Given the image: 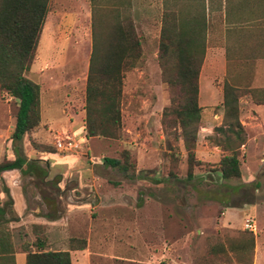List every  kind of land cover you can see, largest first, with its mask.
Segmentation results:
<instances>
[{"label":"rangeland","instance_id":"1","mask_svg":"<svg viewBox=\"0 0 264 264\" xmlns=\"http://www.w3.org/2000/svg\"><path fill=\"white\" fill-rule=\"evenodd\" d=\"M172 1L128 0L129 5L124 6L125 9H119L120 0H49L47 24L41 33L40 44L33 65L37 66L41 63V56L46 55V58L50 56V51H52L51 49L55 44L63 43L66 45L67 43L66 46L70 45L67 51L70 65L68 64L69 66L63 71L66 86L57 89L55 93L52 92L50 102L45 99L47 93L43 95L44 114L47 113V106L50 108V117L45 115L44 119L50 120L53 124V131L41 130L38 135H34L37 132L35 130L30 136H24L19 141L20 143L13 147L10 140L12 133L11 118H15L18 101L9 98L0 90V163L4 160L15 159V150L19 151V155L27 158L40 160L42 157H46L47 160L45 164L43 163V167L47 164L50 166L49 172L53 175L54 185L58 184L60 187L57 191V186L52 189L38 185L39 188L28 177L20 178V185L24 188L23 191L26 196L27 210L20 223H12L15 226L13 229L10 227L11 223L9 224L13 231V240L17 249L21 243H30L31 237L35 239L32 233L34 224L31 220L33 218L27 214L37 209L41 213L50 211V200L65 221H62L59 226V229L65 232L57 233V239H61L63 246L54 247L52 250L62 249L64 246L70 250L72 239L84 240L86 249L87 241L83 235L75 232V228H73V231L70 230V226L72 227L70 218L72 216L69 215L70 208L68 205L74 204L78 197L83 199L82 194L93 196L89 188L96 187L102 192L112 188L118 189L116 192L117 197L120 198L116 197L119 200L118 202L128 203H135V197L138 199L140 195L150 191L153 193L155 200L168 205L165 212L166 228H169V232L174 231L175 234L177 232L179 239L175 237L176 243L168 242L166 248L171 253L175 251V256L180 255L177 258H183L186 264H204L202 262H204V258L207 257V253L212 247L225 245L227 239L235 238L246 231L243 225L247 218L257 221L258 226L257 237L246 231L252 234L255 242L251 261H248L247 257L239 261L234 254L224 252V254L219 253L212 256L214 259L210 264H260L264 260V174L260 175L257 181L246 184H243L241 178L239 180L224 181L221 179L220 173L216 171L217 163H204L202 167L195 168L193 178L187 180L186 154L182 142L175 141L173 136L164 134L162 130L161 115L163 109L169 105L170 96L167 87L161 81L157 48L163 12L166 8L168 10V6ZM240 1L242 2L238 4V0H206L205 8L208 24L206 42L207 46L213 50L224 48L225 45L221 43L223 34H232L234 39H237L240 34L244 36L245 30L247 34H252L253 26L251 25L239 26L241 32L233 33L226 28L225 24L228 21L240 20V22H244V20L251 19L253 12H255L254 4L257 7H264V3H255L252 0ZM176 2L181 9L186 7L188 3L187 0H176ZM194 3L198 4V0ZM221 6L222 10H220ZM94 12L96 13V20L98 19L101 23V38H103V41H109L114 26L118 22H122V19L127 18L132 23L141 43V57L135 68L126 71L123 75L120 101L121 122L115 138H87L81 126H75L72 131H69L68 124L61 114L65 106L63 107V103L57 101L60 98L58 95L64 94L66 97V94L70 92L69 88L73 81L79 82L82 81V78L87 77L89 57L92 51V15ZM67 14H75L76 19L72 16L68 19ZM225 15H227L226 18H224ZM238 47V45H231V43L226 42V56L229 60L234 57H244L238 52L241 47ZM247 48L246 53L248 55L252 54L249 51L251 50L250 46ZM65 53L61 52L63 57L67 55ZM73 62L76 65L72 66ZM244 64L246 65L241 67ZM249 64L238 62L236 65H232L230 63L225 73L222 69V72H217L214 77H209L207 74L210 69L206 61L203 60L200 71L199 91L201 96L199 101L200 106H202L201 114L203 112L206 120L210 118L216 121L214 116L222 110V98L220 93L216 92V89L218 87L222 89L223 84L228 83L239 87L240 93L238 95H241L239 119L245 123H250L248 127L257 122L259 114L251 110L249 96L252 92L249 88H259V83L254 82V80L257 77L261 78V76ZM262 76H264V72ZM29 79L36 80L32 77H29ZM215 97H219L220 100H215ZM67 102L68 106L65 109L69 110V106L72 105L69 101ZM209 102L212 103L206 105ZM81 107L83 108L84 105H81ZM242 125L244 126V124ZM245 134L247 136V133ZM66 138L78 144V149L69 153L59 152L56 149L55 142L57 139ZM213 139L218 138L214 134L209 138V141L214 144ZM36 145L37 150L34 147ZM243 146L239 149V159L241 166L244 167V176H246L249 165L246 164V147L241 150ZM200 151V154H203V150ZM215 151L221 152L222 149L220 147ZM124 152H128L130 155L127 160L129 164L128 172H123L117 167H109L103 162L105 158H108L117 159L124 163L126 160L123 158ZM220 154L221 156L225 155V153ZM170 171L175 173L176 176H169ZM93 177L96 179L95 182L92 180ZM146 177H155L160 182H151L147 186L140 181L144 180L142 178L146 179ZM79 181L83 186L82 188H77L76 183ZM256 189H259V194H256ZM40 191H47L45 200H42L38 195ZM54 192L58 195H54ZM90 197H87V199ZM5 202L6 199L0 200V204ZM254 205L257 207L256 215L253 211ZM223 212H226L225 219L230 221V226L221 225L224 221ZM41 226L47 240L46 249L48 250L52 248V245L48 244L50 240L46 233L47 227L45 225ZM83 226L87 232L92 233L95 230V226L85 223V220ZM140 229L139 225L138 230ZM137 239L140 240V237ZM90 240L94 246L90 245L88 264H128L109 257L108 251L111 247L105 244L106 241L100 239ZM115 240H118V238H115ZM96 244L99 247L102 246L101 250L95 248ZM114 244L118 249L124 247L119 246V244L116 245L117 243ZM73 245L79 246L80 243L73 242ZM131 246L134 251L137 247H145L144 244L135 242ZM149 246L152 251H156L155 244ZM126 252L128 255L129 251ZM137 252L138 255L134 253L133 256H130L138 261L133 264L146 262L149 254L143 250Z\"/></svg>","mask_w":264,"mask_h":264},{"label":"trees","instance_id":"2","mask_svg":"<svg viewBox=\"0 0 264 264\" xmlns=\"http://www.w3.org/2000/svg\"><path fill=\"white\" fill-rule=\"evenodd\" d=\"M195 1L187 0V6L181 9L176 0H173L168 10H164L157 48L161 81L170 96L169 105L162 111L161 126L164 134L182 142L186 154L187 180L193 178L195 168L204 164L197 159L195 150L202 111L199 105V75L206 52L208 24L206 0H198V4ZM127 4L129 5L128 0H120L118 8L125 9ZM220 8L222 10V6ZM48 10L49 0H0V90L18 101L10 137L13 147L24 136H30L40 125V87L27 78V73L36 59ZM95 16L94 12L92 51L83 107L84 131L87 138H115L121 122L123 75L135 68L141 57V43L127 18L114 26L109 41H103L101 23ZM238 93L239 88L224 83L222 124L213 129L214 136L218 138L213 139L214 144L225 153L216 166V171L224 181L241 178L239 149L246 141V132L239 119L241 95ZM260 95L264 96V90ZM252 100L255 104H264V99L259 100L254 94ZM34 147L38 149L37 145ZM14 152V160L0 163V173L17 170L23 176H47L45 169L19 155V151ZM129 156L128 152L123 153V158L126 159L124 163L108 158L103 162L112 168L128 172ZM169 176L175 177L176 174L170 171ZM7 197V201L0 204V264H14V254L18 250L26 254V264H72L69 251L54 252L46 249L47 240L41 225L32 226L35 237L32 243H21L16 248L9 224L19 219L8 193ZM73 242L80 245L75 246ZM224 244L212 247L204 258L206 261L202 263L210 264L214 259L212 256L224 252L234 254L239 261L246 257L251 261L255 249L252 234L243 231L237 237L227 239ZM85 245L84 240L72 239L70 250H84Z\"/></svg>","mask_w":264,"mask_h":264},{"label":"crops","instance_id":"3","mask_svg":"<svg viewBox=\"0 0 264 264\" xmlns=\"http://www.w3.org/2000/svg\"><path fill=\"white\" fill-rule=\"evenodd\" d=\"M248 0H245L247 2ZM255 3H264V0H252ZM251 1V2H252ZM242 1L238 0V4H240ZM229 3V2H228ZM250 3V1H249ZM261 5V4H260ZM241 7V6H240ZM254 10L253 16L249 20H244V22L239 21H228L225 25L226 28L229 30V32H241V28L239 26L242 25H251L253 26L252 34H247V31L245 30V35L242 36L241 34L237 39L232 38V34L225 35L223 34V37L221 38V43L224 46V48H216V50H213L209 46H207L206 42V52H205V61L208 64V67L210 71L208 72L209 77H214L217 72H226V68L229 67V64L232 63V65H236L238 62H245L250 63L249 66H252L255 68L256 73H258L261 78L257 77L255 78L254 82L259 83V88H249L252 93H250L249 101L251 102V110H253L256 114H259L257 118V122L248 127L250 123H245L240 120L242 124H244L243 128L245 132L247 133V139L245 142V145L242 147L241 150H243L246 147L247 151V158H246V164H248V172L246 173V176H244V167L243 165L240 167L241 171V179L243 181V184L251 183L253 181H257V179L260 178V175L264 174V104H255L252 100V95L258 97L259 100L264 99V96H261V91L264 90V76H262V73L264 72V7H257L254 4ZM223 9V8H222ZM48 15V14H47ZM68 19H70V16L75 18V14H67ZM227 15L224 16L226 18ZM67 19V20H68ZM47 24V16L43 25V29ZM238 25V27H236ZM236 27V28H235ZM42 29V31H43ZM42 33V32H41ZM41 38V35H40ZM40 41V39H39ZM226 42L231 43V45H238L241 48H244L243 50L239 48L238 52H240L244 57H234L233 59H228L226 56ZM57 43V42H56ZM38 43V47H39ZM58 44V45H57ZM52 47V51L50 56L46 58V55L43 57L41 56V63L38 64L34 68L31 66L29 72L27 73V78L29 77L36 79L33 81L34 83L38 84L40 87V125L36 129L37 132L34 135H38L39 131L41 130H47V131H53V124L50 122V120L44 119V116L47 115V117H50V108L47 106V113L43 112V95H46V101H51V93H55L57 89L64 88L66 86L65 80H64V69L67 68L69 63V56L67 54V51L69 50V46L57 43ZM248 46H250L251 50H249L252 54H247L246 50H248ZM38 50V48H37ZM61 52H66L65 57L61 54ZM40 53V51H39ZM239 53V54H240ZM88 58V57H87ZM90 58V57H89ZM38 60V58H37ZM35 61V60H34ZM34 63V62H33ZM69 64V65H68ZM76 65L74 62L71 64ZM246 64H244L241 67H244ZM86 78H82V81L76 82L73 81L72 85L69 88V93L66 94V97L64 94L58 95V103H63V107L65 108L68 106V102L72 106H69V110H66L65 108L62 109L61 114L64 116V121L67 122L69 131H72L75 126H81L83 128L84 133V119H85V111L81 107V105L85 104L84 101V95H85V86H86ZM208 79V78H207ZM201 81V74L199 75V84ZM68 85V84H67ZM224 85V84H223ZM231 85V84H230ZM239 88L237 85H231ZM79 90V91H78ZM222 89L218 87L216 89V92L221 95L222 98ZM82 92V93H81ZM254 92V93H253ZM216 93V94H217ZM82 94V96H81ZM217 94V95H218ZM54 96V95H53ZM200 91H199V100H200ZM219 96V95H218ZM10 100V99H9ZM215 100H220L219 97H215ZM213 102V101H212ZM212 102L206 103L211 104ZM67 104V105H66ZM200 105V101H199ZM79 106V107H77ZM202 108V106H200ZM214 117H216V121L213 119L208 118L205 119L203 112L201 114V123L200 131L198 132V140H197V146H196V157L199 161L203 163H211L215 164L219 161L221 152H216L215 150H218L220 147H217L213 144V142L209 141V138L213 135V129L216 127H219L222 124L223 119V110L219 112V114H216ZM12 125H11V131L13 132L14 124H15V118H11ZM59 132V131H57ZM253 132V133H251ZM12 134V133H11ZM203 150V154H200V150ZM27 158V157H26ZM14 159H11L12 161ZM28 161H33L38 165L40 168H43L47 172L46 177H40L37 175L29 176V175H21V173L17 170H10L0 173V200L8 199L7 193L10 195L13 201V209L15 214L18 217L17 222H12L13 224L20 223L22 221V216L25 214L27 210V203H26V196L24 193V188L20 185V178L28 177L29 179L34 181V184L36 187H39L38 185H43L44 187L52 188L56 187L59 189L60 187L57 185H54L52 174L49 172L50 166L47 164L43 167V163L46 162V157H42L40 160L33 159V158H27ZM110 167V166H109ZM247 169V167H246ZM94 178V177H93ZM144 180H140L141 183H145L147 186L150 185L151 182L158 183L160 182L159 179H156L155 177L149 178L146 177L142 178ZM86 180V179H85ZM93 182H95V178L92 179ZM247 180V181H245ZM261 181V179H260ZM59 183V181H58ZM34 185V186H35ZM77 188H82V184L79 182L76 183ZM2 186V187H1ZM41 190V189H40ZM117 190L115 188L101 191L100 189L93 187L89 188V191L92 192L93 196H85L82 194L83 199L79 198L76 200L74 204L68 205L69 209V215L71 214L72 218L70 226V230L73 231V228H75V232H78L80 235H83V237L87 241V247L85 250H68L65 246L62 247V249H54V247L63 246V243H61V239H57V233H64L62 229H59V226L62 224L61 222L64 221L63 217L60 215L58 211H56V208L54 207L52 201L48 200L50 203V211H47L45 213H41L38 209L35 211H30L28 213V216H32L31 222L36 224L45 225L47 227L46 233L50 240L48 244L52 245V248H49V251H69L70 258L72 260V264H88L90 259V253L89 248L90 245L93 242H91L90 239H100L103 241H106V245H110V250L108 251L110 258H115L119 261L127 262L128 264H133L135 262H138L134 258L130 257L133 256L134 253L138 255L139 250L146 251L149 256L146 258V262H142V264H186L184 263L183 258L178 259L175 256L176 252L173 251L172 253L168 251L166 248V244L168 242H175V237L179 239V236L176 232L170 231L169 228H166L165 223V212L167 211V206L165 204H162L158 200H155L154 195L152 192H148L140 195L138 199L135 197V203H128V202H118L119 200L117 198ZM46 192L47 191H40L38 195L41 197L42 200H45L46 198ZM256 194H259V189L255 190ZM54 195H58L56 192L53 193ZM87 197H90L87 199ZM117 197V198H116ZM120 199V198H119ZM138 200V202H137ZM52 203V204H51ZM254 208V214H257V207L256 205L253 206ZM225 213H222L223 216V223L221 225L223 226H230V221L228 219H225ZM245 218V217H244ZM84 220L85 223L87 222L91 226L94 227V232L90 233L87 232L84 229ZM65 222V221H64ZM10 224V227L13 229L15 226ZM141 227L140 230H138V227ZM257 225V221H256ZM83 226V227H82ZM218 226V224H216ZM97 227V228H96ZM167 229V230H166ZM68 232V230H66ZM171 233V234H170ZM94 236L92 237V235ZM258 234V226H257V233L254 235V237H257ZM140 237V240L137 238ZM171 241H169L170 239ZM115 238H118V240H115ZM31 242L34 240L33 237L30 238ZM107 239V240H106ZM178 241V240H177ZM135 243H142L145 245V247L136 248V251H134L131 247L132 244ZM179 242V241H178ZM114 243L119 244L120 247L118 249L117 246H115ZM155 244L156 245V251H152L150 249L149 245ZM128 245V246H127ZM102 247V246H101ZM101 247L95 245V248H98V250H101ZM104 248V247H103ZM129 251L128 255L127 252ZM119 255H118V254ZM14 264H26V254L23 252H20L19 250L16 251L14 254ZM264 264V260L260 263Z\"/></svg>","mask_w":264,"mask_h":264},{"label":"built area","instance_id":"4","mask_svg":"<svg viewBox=\"0 0 264 264\" xmlns=\"http://www.w3.org/2000/svg\"><path fill=\"white\" fill-rule=\"evenodd\" d=\"M56 149L61 153H69L74 150H77L79 145L76 144L69 138L66 139H57L55 142ZM244 230L248 231L255 235L257 233L256 221L252 218H247L243 225Z\"/></svg>","mask_w":264,"mask_h":264}]
</instances>
